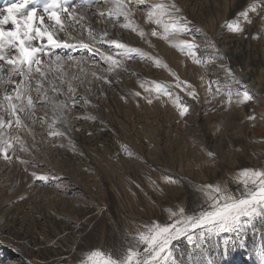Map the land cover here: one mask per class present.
Segmentation results:
<instances>
[{
	"label": "rangeland",
	"instance_id": "obj_1",
	"mask_svg": "<svg viewBox=\"0 0 264 264\" xmlns=\"http://www.w3.org/2000/svg\"><path fill=\"white\" fill-rule=\"evenodd\" d=\"M182 1L187 9L179 5L181 15L195 24L191 32L163 39V28L150 22L147 12L152 5L175 1L149 0V4L140 5V12L146 10L141 18L131 16L135 25L145 32V38L130 28L121 29L132 35L131 38H118L129 47L139 48L145 56L123 60L116 54L119 50L104 48L114 59L123 60V65H133V71L127 78L118 76L122 91L110 96L95 94L80 112L76 107H68L64 114L70 117L69 135L74 133V136H49L51 117L50 121L45 119L48 123L42 119L33 124L24 120L25 115L21 113L18 116L23 121L17 128L15 118L4 114L5 125L11 122V127L0 129L5 139L19 136L26 141V135L40 136L24 142L25 146H31L27 153L21 152L18 143L12 141L13 148L8 154L16 164L19 157L33 163L38 161L42 167L24 172L23 166L9 167L7 161L0 159V166L6 162V168H11L12 177L21 176L12 186L14 189L0 186V227L13 226L12 236L18 242L30 240L29 257L35 260L32 263L24 257L18 261L10 251L0 250V264H82L91 250L122 258L129 247L143 255L145 245L138 242L139 234L155 224L171 227L180 218L170 215L167 209L178 212L183 207L185 215L198 214L202 207H207L204 204L207 195H217L210 190L206 194L202 187L220 185L239 196L244 191L245 179L241 171L264 170V128L260 126L264 123L261 118L264 114V37L253 38L254 34L264 33V24L256 13L249 14L251 24L238 17L239 11L246 10L256 0H241L235 12L230 6L239 0H213L214 4L211 0ZM233 18H238L243 32L227 30L225 25ZM153 30L157 36L151 35ZM219 39L226 41L228 54L225 55ZM179 41L198 46L194 51L200 63L174 46ZM221 54L225 60L216 58ZM216 63L227 64L235 74L253 73L262 82L261 89H255L241 78H236L240 84L234 83L232 78L215 69ZM100 66L107 68L104 62ZM121 71L117 68L105 75L111 81ZM178 82H182L180 87L176 86ZM99 83L110 89L114 87L112 81ZM156 83L166 86L172 95H159ZM243 86H247L254 99L237 104L233 96L229 104L228 91L243 90ZM135 91L141 96L130 94ZM190 91H195V98L189 95ZM79 92L77 100L84 96ZM56 94L52 96L58 101ZM148 99L152 100L151 104ZM184 106H189V111L181 116ZM38 107L40 104L34 100V111ZM249 115L256 118L250 120ZM88 116L97 119L91 120ZM60 126L54 125L58 129ZM257 129L261 130L256 142L258 150L248 149L250 144L244 133ZM218 139H221L220 146L215 144ZM124 146L133 155L129 156ZM239 151L242 155H237ZM231 163L233 167L229 166ZM250 163L258 164L250 166ZM214 170H217L215 174ZM32 171L38 175L55 172L53 175L58 179L50 178L42 186L30 175ZM56 184L60 185L58 189ZM50 192L49 200L46 196ZM81 234L87 235V242H80ZM77 241L81 244L74 251ZM171 250L176 264H264V222L258 220L254 227L241 233L209 237L199 248L183 238L175 241Z\"/></svg>",
	"mask_w": 264,
	"mask_h": 264
},
{
	"label": "snow or ice",
	"instance_id": "obj_2",
	"mask_svg": "<svg viewBox=\"0 0 264 264\" xmlns=\"http://www.w3.org/2000/svg\"><path fill=\"white\" fill-rule=\"evenodd\" d=\"M146 2L147 0H127V2L125 0H80V3H73V0H44L41 4V0H11L3 9H0V62H3L0 63V91H2L0 129L6 126L11 127V122L5 125L4 114L15 118L17 128L21 127L18 112L24 113L25 117L29 119H34V98L31 94L34 88L37 93L36 102L40 104V107L45 108L49 105L52 107L53 119L48 126L51 129L48 135L51 137L69 135L71 128L64 115L68 109V102L56 101L53 96H50L44 81L47 77V83L52 85V91L59 93L60 89L55 86V78L48 77V72L53 69L59 72L66 61L77 58L72 55L64 57L57 53L56 49H86L93 55H99L100 60L107 65L105 72L111 73L117 68L127 72L128 69L124 67L123 60L133 59L136 56L143 57L145 53L139 48L129 47L128 44L120 42L118 38L108 39V36L110 29L118 25L123 29L130 28L142 39L145 38V32L135 25L131 16L138 6L145 5ZM30 4L33 7L29 8ZM93 7H95V12L89 15L90 9ZM181 12L182 8L177 3L156 4L151 6L147 17L150 22L163 28L162 38L167 40L169 37L191 32L195 28L194 21L181 15ZM38 13L40 14L38 15ZM250 13L259 15L261 23L264 24V0H256L251 3L246 10L239 11L238 17L251 24ZM45 14L50 22L47 25H45ZM93 16L96 17L95 20H93ZM121 17H123V21H121ZM9 24L12 26L10 30L5 28ZM97 24L103 27L97 28ZM225 27L229 32H243L238 18L227 22ZM61 34H63V38H60ZM151 35L157 36L158 33L153 30ZM261 37H264V33H261L260 36L255 34L253 36V38ZM103 45H107L109 49L119 50L116 54L123 60L114 59L111 52L103 50ZM174 46L186 51L195 62L200 63L194 51L198 46L194 43L179 41ZM44 57L49 59L45 61ZM216 58L226 59L222 54ZM79 59L82 60L83 57ZM95 63L96 61H93V64ZM156 64L160 66L159 61H156ZM221 67L228 75H232L233 70L227 64H222ZM92 76L103 83L111 84L104 74L97 75L96 72H93ZM232 79L234 83L240 84L235 76ZM180 83L182 82H178L176 86L180 87ZM8 85H14V87L9 89ZM140 86L143 88L145 84L141 83ZM155 90L159 95H172L166 86L159 83L155 84ZM72 91L73 89L69 86L68 92ZM145 91H150V89L145 88ZM85 92L91 93L92 89L86 88ZM97 92L103 95L104 89L99 88ZM130 94L135 97L141 96L139 91ZM189 95L196 97L195 91H190ZM233 96L236 97L237 104L254 99V96L247 90V86H243V90L237 89L235 92L229 90L227 93L229 104L232 103ZM68 100L73 106L81 101L89 102L87 96H83L79 100L75 97H68ZM147 102L151 104L152 100L148 99ZM188 111L189 106H184L180 113L181 116ZM87 118L97 119L95 116ZM255 118V115L248 116L250 120ZM261 118H264V114H261ZM56 123L61 124L62 128H55ZM101 123L104 122L101 121ZM91 134L90 132L89 135ZM12 141L18 143L21 152L27 153L31 147L25 146L19 136L5 139L3 133H0V159L7 161L9 167L23 166L24 172H29L30 168L42 167L39 162L33 163L19 157H17L19 162L17 165L12 156L8 154L9 149L13 148ZM124 151L129 156L133 155L127 146H124ZM208 154L212 155L211 152ZM13 155H15V151H13ZM30 175L42 186L47 185L50 178L58 179L54 175L51 177L49 174L38 175L35 171H32ZM241 176L245 178L244 191L239 196L233 195L226 187L208 185L202 187L201 190L206 194L210 190L211 193L217 195H207V199L204 201L207 207H202L198 214L185 215L183 207H180L178 212L170 208L167 209L170 215L180 218L171 227L155 224L149 226L146 232H141L138 242L145 245L142 250L143 255H140L132 247L127 249L122 258L114 257L100 250H91L88 252L87 260L82 264H162V262L163 264H176L171 249L173 242L182 237L186 238L189 245L199 248L209 237H216L222 233H241L250 226L254 227L258 220L264 222V170L243 169ZM170 182L176 183L175 180H170ZM55 186L60 187L59 184ZM23 198L21 197V199ZM75 227L79 228V225Z\"/></svg>",
	"mask_w": 264,
	"mask_h": 264
},
{
	"label": "bare ground",
	"instance_id": "obj_3",
	"mask_svg": "<svg viewBox=\"0 0 264 264\" xmlns=\"http://www.w3.org/2000/svg\"><path fill=\"white\" fill-rule=\"evenodd\" d=\"M156 1V0H155ZM175 1V3H177L178 5H181V7L182 6H184V8H185V10L187 9V7H186V5H184V2L182 1V0H174ZM237 1V0H236ZM240 2H235V4H232V6H230L231 7V10L233 11V12H235L237 9H238V7L241 5V0H239ZM125 2H127V0H125ZM211 3L212 4H214V1L213 0H211ZM147 4H149V0H147ZM183 8V9H184ZM139 9H140V6H138L134 11H133V14H134V16L136 15V18H141L140 16L143 14H145L146 13V10H144V11H142V12H140L139 11ZM143 9V8H142ZM147 9V8H146ZM93 11H91V12H89V15H91L93 12H95V8H93L92 9ZM185 14V13H184ZM93 17H95V16H93ZM92 17V18H93ZM96 19V17L95 18H93V20H95ZM192 20V19H191ZM96 27L97 28H100V27H103L102 25H99V24H97L96 25ZM121 28L117 25L115 28H111L110 29V34H109V36H108V39H113V38H119V39H121V38H125V39H129V38H131L132 37V35H130V34H128V33H124V32H122V29L120 30ZM128 31V30H127ZM61 37L63 38V34H61ZM85 38H86V33H85ZM136 42V41H135ZM219 44L222 46V49H223V51L225 52V55L226 54H228V52H227V49H228V47H226L224 44H226V41L225 40H221L220 41V39H219ZM102 48L104 49V48H107L108 49V46L107 45H103L102 46ZM59 50L60 49H56V52L57 53H60L61 55H63L64 57H67V56H69V55H72V56H74V57H76L77 59L76 60H71V61H66L65 63H64V65H63V67L59 70V72H57L55 69H53L52 71H50V72H48V77H54L55 78V86L58 88V89H60V92L58 93L59 94V97L57 96V92H53L52 91V85L51 84H49V83H47V77L45 78V81H44V83H45V87H47L48 88V90H49V95L50 96H52V94L53 93H55L56 94V96H57V98H58V101H66V102H68L69 100H68V97H76V95H78V94H80V92L79 91H82V96L84 95V96H87L88 97V100H90V101H92V96L93 95H101L99 92H97V89H99V88H103L104 89V94H103V96L104 95H107V96H110L113 92H115V91H122L123 89H122V87H120V83H117V80L120 78V77H118V76H126V78L130 75V72H131V70H132V66L131 65H129L128 63H126L125 65H124V67H126L127 69H128V71L127 72H125V71H121V73H118L116 76H115V79L113 80V78H111V81H112V83L114 84V87L112 88V89H110V88H107L106 86H104V85H102V84H100L99 83V80H97L95 77H93L92 76V73L93 72H96V74L97 75H100V74H106V72L104 71L105 70V67H101L100 65H102V62L103 61H101L100 60V57H99V55H93L92 53H89L86 49H77V50H65V49H61V52H59ZM114 50V49H113ZM104 51H105V49H104ZM228 56V55H227ZM80 57H83V59L81 60V59H79ZM45 61H47L49 58L48 57H44L43 58ZM93 61H96V63L95 64H93ZM129 62V61H128ZM0 63H3V62H0ZM131 63V62H130ZM105 64V63H104ZM138 64V63H137ZM214 64V63H213ZM217 64V63H216ZM145 65V64H144ZM221 65L222 64H217L216 65V68L215 69H217V70H220V71H222L224 74H226L227 75V77L228 78H232L233 76H235L236 78H241V79H243V80H245V81H247V83L250 85V86H252V87H254L255 89H257V90H260L261 89V86H262V82L261 81H259V79H257V78H255L254 77V74L253 73H251V72H247V71H245V72H243V73H236L235 74V72H232V75L230 76V75H228L227 73H226V71L224 70V68H222L221 67ZM134 67V66H133ZM141 67V66H140ZM136 68V67H135ZM134 68V69H135ZM142 68H143V66H142ZM133 71V70H132ZM74 77H76L75 79H73ZM124 78V77H123ZM130 78V77H129ZM16 79H20V78H16ZM76 79H80V80H82V81H77ZM108 79H109V77H108ZM125 79V78H124ZM33 84H34V81H33ZM69 86H71V88L73 89V91L69 94V93H67L68 92V88H69ZM122 86V85H121ZM9 89H11L12 87H14V85H8L7 86ZM86 88H91L92 89V92L91 93H86L85 92V89ZM77 90H79V91H77ZM32 96H33V98H34V100H36V96H37V93L35 92V90H34V88H33V91H32ZM79 96V95H78ZM102 96V95H101ZM66 98V99H64V98ZM0 98H2V91H0ZM68 100V101H67ZM84 104L85 103H83V102H80V103H77L75 106H73L72 104H71V102L69 101L68 102V107H70V108H77L76 110L77 111H82V109H85V107H84ZM37 105V104H36ZM87 106V105H86ZM52 109H51V105H49V106H47V107H45V108H42V107H38L37 109H35V111H34V113H35V115H34V119H29V118H25L24 117V120H26V121H29V122H32L33 124L35 123V121L36 122H38L39 120H42V119H44L43 121H45V122H47L48 123V120L50 121V117H51V119H53V112L51 111ZM69 111V110H68ZM0 112H2V110H0ZM42 112H44V116L43 117H40V115L42 114ZM70 112H72V110L70 111ZM19 114H21L20 112H18L17 113V115H19ZM24 114V113H23ZM23 114H22V116H23ZM45 114L47 115L46 117H45ZM70 114V113H69ZM43 115V114H42ZM41 115V116H42ZM52 115V116H51ZM65 115V114H64ZM70 115H72V114H70ZM65 116H67L66 118H67V121H68V126L70 127V123H71V121H70V117H68L69 115H65ZM7 117V116H6ZM48 119V120H45V119ZM4 119H6L5 118V116H4ZM21 120L23 119V118H20ZM8 120H10V118H8ZM12 120V119H11ZM72 120V119H71ZM23 121V120H22ZM10 122V121H9ZM44 123V122H43ZM24 124V123H23ZM29 124V123H28ZM46 124V123H45ZM44 124V125H45ZM49 124H51V122L49 123ZM49 124H48V126H49ZM58 125H59V123H58ZM30 126H33L32 124L30 125ZM57 126V125H56ZM260 126L261 127H263L264 128V123L263 124H260ZM61 127V126H60ZM46 128V127H45ZM72 128V127H71ZM21 129V128H20ZM14 130V129H13ZM260 129H257V130H246L245 131V133H244V137L247 139V140H249V142L247 143V144H250V145H247V147H248V149H252V148H257V150H258V145H257V140H258V138L260 137ZM1 132V131H0ZM49 132V131H48ZM239 135L240 134H243V133H238ZM5 136H7V135H5ZM67 136H69V138H70V136H74V133L73 134H71V135H67ZM242 136V135H241ZM240 136V138H239V140H241L242 139V137ZM8 137V136H7ZM12 137V136H11ZM11 137H9V138H11ZM26 137H28V138H26L25 140L26 141H24V142H28V141H32V140H34V139H38L40 136L39 135H34L33 133H32V135L30 134V135H26ZM235 137H237V136H235ZM28 139V140H27ZM31 143V142H30ZM30 143H27L28 145L30 144ZM215 144H217V145H221V139H218V140H216L215 141ZM33 147V146H32ZM220 152H221V150H220ZM39 154V153H38ZM237 155H242V152H238L237 153ZM36 156V155H35ZM34 156V157H35ZM42 157V156H41ZM30 158H32V157H30ZM27 159V158H26ZM3 160V159H2ZM36 160H38V159H36ZM1 162V161H0ZM38 162V161H37ZM5 164H6V162H5ZM5 164H2L3 166H0V186H2V185H4V188H6L7 186H8V188H9V186L10 187H14V183L16 182V180L19 178V177H21V176H19V177H17V175L15 176V177H12V171H11V174L12 175H10V169L11 168H6V166H5ZM8 164V163H7ZM6 164V165H7ZM18 164V163H17ZM45 164V163H44ZM257 164L258 163H250V166H257ZM230 167H233L234 166V164H230L229 165ZM8 167V166H7ZM256 168V167H255ZM41 169V168H40ZM52 169V168H51ZM208 169L209 168H205V170L206 171H208ZM43 170V169H42ZM45 171H47V170H45ZM44 171V172H45ZM214 174L217 172V170H214V171H212ZM51 173V172H50ZM55 172H53V174H54ZM16 174V173H15ZM53 174H51V175H53ZM66 174V173H65ZM50 175V176H51ZM8 176V177H7ZM59 176V175H58ZM22 179V178H21ZM62 180H64V178L62 179ZM56 182V181H55ZM62 183V182H61ZM17 184V183H16ZM18 184H19V182H18ZM17 184V185H18ZM63 184V183H62ZM75 185V184H74ZM12 187V189H14ZM63 187V186H62ZM7 188V189H8ZM68 188V187H67ZM58 189V188H57ZM9 190H11V189H9ZM47 191V190H46ZM44 193H45V189H44ZM76 194H78V193H76ZM50 196V197H49ZM49 200L51 199V192H50V195H49V193H47V196H46ZM53 198V197H52ZM67 198V197H66ZM70 199V198H69ZM68 199V200H69ZM72 200H74V198L72 199ZM1 212V211H0ZM0 215H1V213H0ZM1 221H2V219L0 218V223H1ZM80 227V226H79ZM0 228H2V227H0ZM11 228H13V226L12 227H10V226H7V227H3L2 229H0V250H2V251H10V253H12L13 255H15V257H17V258H14L15 260H20V259H23L24 257L25 258H27V260L28 261H30V262H32L33 263V261H35L34 259H32V258H30L29 256H30V249H31V243H30V240H24V241H21V242H18L16 239H14L13 238V236H12V233H13V230L11 229ZM77 231V230H76ZM80 235V234H79ZM81 238H82V240L80 241V242H87L85 239H86V237H87V235H82L81 234ZM84 236V237H83ZM80 242H78L77 241V244H74L75 246H74V248H72L74 251H75V249H78L77 248V246H78V244L80 243ZM81 244V243H80ZM76 247V248H75ZM79 247V246H78ZM262 255V254H261ZM260 255V256H261ZM58 263L59 262H61V260H58L57 261ZM15 263V262H14ZM16 264H21L20 262H17ZM27 264V263H26Z\"/></svg>",
	"mask_w": 264,
	"mask_h": 264
},
{
	"label": "water",
	"instance_id": "obj_4",
	"mask_svg": "<svg viewBox=\"0 0 264 264\" xmlns=\"http://www.w3.org/2000/svg\"><path fill=\"white\" fill-rule=\"evenodd\" d=\"M196 231H198V230H196ZM184 237H182L181 239H183ZM174 243V242H173Z\"/></svg>",
	"mask_w": 264,
	"mask_h": 264
}]
</instances>
